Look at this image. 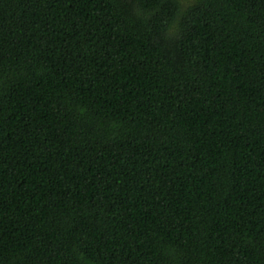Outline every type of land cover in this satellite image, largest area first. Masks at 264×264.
<instances>
[{"label": "trees", "instance_id": "obj_1", "mask_svg": "<svg viewBox=\"0 0 264 264\" xmlns=\"http://www.w3.org/2000/svg\"><path fill=\"white\" fill-rule=\"evenodd\" d=\"M0 264H264V0H0Z\"/></svg>", "mask_w": 264, "mask_h": 264}, {"label": "snow or ice", "instance_id": "obj_2", "mask_svg": "<svg viewBox=\"0 0 264 264\" xmlns=\"http://www.w3.org/2000/svg\"><path fill=\"white\" fill-rule=\"evenodd\" d=\"M194 2L195 0H173L174 6L177 8V10H180V9L186 10Z\"/></svg>", "mask_w": 264, "mask_h": 264}]
</instances>
